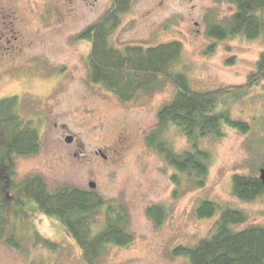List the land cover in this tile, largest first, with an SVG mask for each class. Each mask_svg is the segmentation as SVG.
<instances>
[{"label":"rangeland","instance_id":"rangeland-1","mask_svg":"<svg viewBox=\"0 0 264 264\" xmlns=\"http://www.w3.org/2000/svg\"><path fill=\"white\" fill-rule=\"evenodd\" d=\"M49 1L50 8L31 7L22 0L13 6L0 2L1 11L15 13L13 27L18 31L17 41L9 35L11 43L3 39L0 45V101L18 97L19 114L33 122L41 141L38 154L17 159L15 180L40 176L51 191L62 186L91 191L93 181L106 203L126 209L127 231L134 241L126 247H107L98 264H189L172 252L211 236L220 212L211 218L196 216L207 200L244 211L248 222L240 228L264 225V195L243 202L232 194L234 174L260 177L264 168V79L228 94L217 106L216 110L229 108L234 118L249 122L251 130L245 135L225 127V137L202 141L212 158L206 184L197 188L145 141L175 87L162 80L150 92L122 103L89 80L90 44L76 37L109 9L111 0ZM233 12L231 0H133L111 42L123 49L178 41L183 54L172 72L186 74L193 90L246 86L264 52L263 38L217 41L213 52L204 53L213 42L207 37L209 27L225 25ZM68 136L73 143H66ZM167 138L176 151L188 150L187 139L177 128L172 127ZM173 174H179L180 186L173 182ZM152 205L167 210L160 227L147 215ZM104 214L101 210L94 215L98 230ZM11 234L21 248L10 247L6 238L0 240V264H88L66 228L35 208L22 212L7 236ZM39 238L56 248L45 247Z\"/></svg>","mask_w":264,"mask_h":264},{"label":"trees","instance_id":"trees-1","mask_svg":"<svg viewBox=\"0 0 264 264\" xmlns=\"http://www.w3.org/2000/svg\"><path fill=\"white\" fill-rule=\"evenodd\" d=\"M133 0H111L109 9L94 23L82 30L77 40L88 41L87 58L89 80L114 94L122 103L135 100L141 92H150L160 81H169L176 89L171 101L158 113L156 127L145 138L147 146L163 157L168 166L181 175H187L197 188H203L209 174L211 153L203 148L207 138L226 136L225 127L242 134L251 130L250 123L236 119L229 108L216 110L227 95L248 89L264 79V52L249 76L246 86L222 87L200 92L193 90L186 74L172 72L183 54L178 41L143 47L128 45L117 48L111 37L120 28L123 17L130 12ZM234 12L225 25L209 27L207 37L212 45L205 54L213 52L217 41L244 37L249 41L263 38L264 0H231ZM232 62V61H230ZM221 102V103H220ZM225 107V106H224ZM177 128L187 139L188 150L178 152L167 134ZM40 134L33 122L18 112V97L0 101V240L20 249L15 235L7 236L14 222L22 219V212L35 208L49 219L66 228L88 264H98L109 246L126 247L134 241L127 231L128 214L121 205L106 203L95 190L87 191L62 186L51 191L40 176L16 181L17 159L39 153ZM179 174L172 180L180 186ZM232 194L243 202H253L264 195V185L257 176L236 173L232 176ZM104 210V221L98 230L94 215ZM220 212L211 236L200 239L190 247H177L173 255L184 257L189 264H264V225L251 224L248 215L236 208L224 207L213 201H203L196 210L199 219L214 217ZM148 217L160 227L167 219L162 205L147 209ZM39 243L55 249L56 244L39 238Z\"/></svg>","mask_w":264,"mask_h":264},{"label":"flooded vegetation","instance_id":"flooded-vegetation-1","mask_svg":"<svg viewBox=\"0 0 264 264\" xmlns=\"http://www.w3.org/2000/svg\"><path fill=\"white\" fill-rule=\"evenodd\" d=\"M17 0H0V2H8L10 4H12V6L14 4H16ZM25 1L27 4H29V6L33 7L34 5L39 6V7H44V8H50V1L48 2V0H22ZM5 10V9H2ZM43 15H44V11H43ZM16 18L15 13L13 12L12 9L7 10L6 12L1 11L0 10V45H2V40L3 39H8V36L11 35V39H13L14 41H17V35H18V31L14 29L13 27V23L14 20ZM8 39L7 43H11ZM73 143V142H72ZM117 153V151H116ZM105 158H107L106 155H104Z\"/></svg>","mask_w":264,"mask_h":264},{"label":"water","instance_id":"water-1","mask_svg":"<svg viewBox=\"0 0 264 264\" xmlns=\"http://www.w3.org/2000/svg\"><path fill=\"white\" fill-rule=\"evenodd\" d=\"M72 142H73V137L72 136H68L66 138V143L67 144H71ZM259 179L261 180V182L264 185V168H262L260 170V177H259ZM89 186H90L91 190H95L97 185H96L95 182L92 181V182H90Z\"/></svg>","mask_w":264,"mask_h":264}]
</instances>
